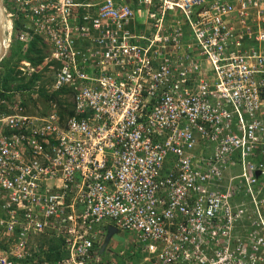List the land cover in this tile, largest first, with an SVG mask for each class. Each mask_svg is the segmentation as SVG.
Listing matches in <instances>:
<instances>
[{
	"label": "built area",
	"instance_id": "built-area-1",
	"mask_svg": "<svg viewBox=\"0 0 264 264\" xmlns=\"http://www.w3.org/2000/svg\"><path fill=\"white\" fill-rule=\"evenodd\" d=\"M0 7L55 95L0 89V264H264V0ZM48 237L62 255L28 258Z\"/></svg>",
	"mask_w": 264,
	"mask_h": 264
},
{
	"label": "trees",
	"instance_id": "trees-1",
	"mask_svg": "<svg viewBox=\"0 0 264 264\" xmlns=\"http://www.w3.org/2000/svg\"><path fill=\"white\" fill-rule=\"evenodd\" d=\"M20 24L19 23H14V29L19 28ZM16 43L15 45V50L14 52L12 51V53L14 55H16L15 61L17 62V60L19 58H25L27 59L31 65L35 66L36 64H39L42 61L44 52L42 49H40L38 47V44H40V38L37 36L32 37V39H30V41L27 42L26 46L24 49H22V44L17 41L16 39H14ZM11 49V48H10ZM11 50H9L10 52ZM21 52V53H20ZM11 53V52H10ZM2 65V64H1ZM15 65H2L1 68V74H4L2 76H0V89H4V88H8L7 86V80H12L15 78V73L14 72H18L17 70L14 71L13 67ZM6 74V75H5ZM38 74L35 73H31V76L29 77L30 80L27 83L22 84L21 86L27 88L29 85L27 84H31L33 82V80H35L37 78ZM20 86V85H19ZM37 91L41 94V96L45 97L46 99H53V96L55 95H48L44 92V88L39 87L37 89ZM55 99V98H54ZM55 101L58 104L59 107V113H61V111L66 112L65 109L62 110V107H60L59 101L55 99ZM61 239L60 237H48V238H44L42 239V241L40 242V245H45V249H38V252H34L31 255H29L28 258L30 259H34L36 263H42L44 261H54L55 259L59 258L62 255V250L61 248ZM40 246V247H41Z\"/></svg>",
	"mask_w": 264,
	"mask_h": 264
},
{
	"label": "rangeland",
	"instance_id": "rangeland-1",
	"mask_svg": "<svg viewBox=\"0 0 264 264\" xmlns=\"http://www.w3.org/2000/svg\"><path fill=\"white\" fill-rule=\"evenodd\" d=\"M0 16L2 17V19L4 21L5 17H4V14L2 12L1 7H0ZM3 34H4V30H2L0 28V38L3 37ZM13 36H14V34L12 33L11 41L8 44V46L3 47V48H2V46H0V76L4 75V74H1L2 65H8V64L15 65L13 67V69H14V71L17 70L18 72H14L15 73L14 79L9 80V81L7 80L8 89L13 90L14 92H19L18 94L20 95L21 99H24V101H26V105H27L26 106V112L27 113L36 114V113H39V111L43 112L47 108L46 100H45L46 98L41 96V94L37 90H36L37 94L35 95L34 88H32V84H34V83L32 82L31 84H27V85H29L27 88L21 86L22 84L27 83L30 80V78L27 79L28 76L26 74L23 75L22 72L18 68L20 66L19 61L27 60V59L19 58L17 60V62L15 61L16 55H14L12 53V51L14 52V50H15L14 47H15L17 42L14 41ZM1 44L3 45L4 43H1ZM9 50H11L10 51L11 53L9 52ZM40 72L41 73H37L38 74L37 78L40 77L38 82L42 83V82H45V79H46V73H47L46 68H45V70H43V69L40 70ZM127 237H128L127 233L120 232V231L115 232L111 236V240L115 241L117 244L115 247H113L111 249L112 251L115 252V254L117 251H120V250L123 252L126 251L125 245H126Z\"/></svg>",
	"mask_w": 264,
	"mask_h": 264
},
{
	"label": "water",
	"instance_id": "water-1",
	"mask_svg": "<svg viewBox=\"0 0 264 264\" xmlns=\"http://www.w3.org/2000/svg\"><path fill=\"white\" fill-rule=\"evenodd\" d=\"M255 174H257V172H256ZM115 231H116V229H115V227H113L112 225H108V226H107L106 234H105V237H104V239H103V242H102V244H101V246H100V248H99V251H101L102 247H103L104 244L107 242L108 237H109L113 232H115Z\"/></svg>",
	"mask_w": 264,
	"mask_h": 264
},
{
	"label": "bare ground",
	"instance_id": "bare-ground-1",
	"mask_svg": "<svg viewBox=\"0 0 264 264\" xmlns=\"http://www.w3.org/2000/svg\"><path fill=\"white\" fill-rule=\"evenodd\" d=\"M0 23H1V24H0V28H1L2 30H5L6 27H7L8 21H7L6 19H4V21H3L2 17L0 16ZM0 39H1V40H0V46H1V43H4L5 40L3 39V37H1Z\"/></svg>",
	"mask_w": 264,
	"mask_h": 264
},
{
	"label": "clouds",
	"instance_id": "clouds-1",
	"mask_svg": "<svg viewBox=\"0 0 264 264\" xmlns=\"http://www.w3.org/2000/svg\"><path fill=\"white\" fill-rule=\"evenodd\" d=\"M5 35H6V31L4 30L3 39H4ZM1 46H2V48L4 47L2 44H1ZM4 89L9 90L8 88H4ZM23 92H24V91H23ZM16 93H17L18 97L21 99L20 95L18 94L19 92H16ZM35 93H37V92L35 91ZM21 101H23V105H24V107H26V106H27V105H26V101H24V99H21ZM112 234H113V233H112Z\"/></svg>",
	"mask_w": 264,
	"mask_h": 264
},
{
	"label": "crops",
	"instance_id": "crops-1",
	"mask_svg": "<svg viewBox=\"0 0 264 264\" xmlns=\"http://www.w3.org/2000/svg\"><path fill=\"white\" fill-rule=\"evenodd\" d=\"M105 234H106V233H105ZM105 234H104V237H105ZM112 235H113V234H111V235L108 237L109 241H108V239H107V242H108V244L110 243V244H112L113 247H115L117 244H116L115 241L111 240V236H112ZM104 237H103V239H104Z\"/></svg>",
	"mask_w": 264,
	"mask_h": 264
}]
</instances>
